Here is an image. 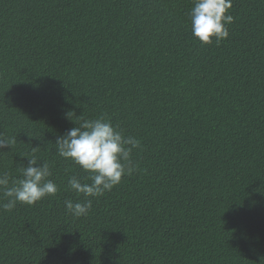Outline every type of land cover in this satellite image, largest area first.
I'll use <instances>...</instances> for the list:
<instances>
[{
    "label": "trees",
    "instance_id": "trees-1",
    "mask_svg": "<svg viewBox=\"0 0 264 264\" xmlns=\"http://www.w3.org/2000/svg\"><path fill=\"white\" fill-rule=\"evenodd\" d=\"M192 0H0V172L35 156L59 191L0 209V264H264V0L202 45ZM141 141L138 170L66 212L76 117ZM0 202H7L0 199Z\"/></svg>",
    "mask_w": 264,
    "mask_h": 264
},
{
    "label": "clouds",
    "instance_id": "clouds-1",
    "mask_svg": "<svg viewBox=\"0 0 264 264\" xmlns=\"http://www.w3.org/2000/svg\"><path fill=\"white\" fill-rule=\"evenodd\" d=\"M189 12L191 33L202 45L215 41L219 44L229 36L228 25L234 22L229 14L233 0H192ZM77 126L69 129L55 142V153L71 161L87 175L81 178L73 175L68 179L67 189L83 201L65 199L66 212L73 217H86L93 199L101 197L119 185L122 178L138 170L132 159L133 151L141 148V141L126 136L123 129L113 126L111 118L102 114L97 118L76 117ZM15 138L0 134V151L10 149ZM35 156L27 158V165L18 164L22 178H13L8 172H0V209L11 211L17 203L33 206L44 198L52 197L59 191L50 179L52 171L48 162L38 163Z\"/></svg>",
    "mask_w": 264,
    "mask_h": 264
}]
</instances>
